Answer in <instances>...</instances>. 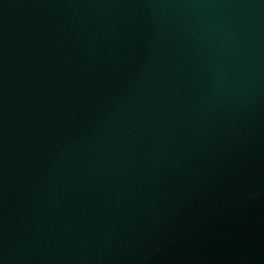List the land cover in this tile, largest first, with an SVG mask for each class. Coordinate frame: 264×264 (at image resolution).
I'll return each mask as SVG.
<instances>
[{
  "label": "water",
  "instance_id": "water-1",
  "mask_svg": "<svg viewBox=\"0 0 264 264\" xmlns=\"http://www.w3.org/2000/svg\"><path fill=\"white\" fill-rule=\"evenodd\" d=\"M0 264H264V0H0Z\"/></svg>",
  "mask_w": 264,
  "mask_h": 264
}]
</instances>
